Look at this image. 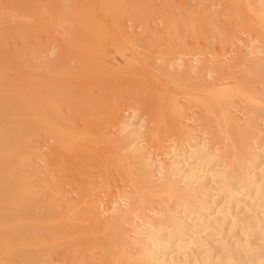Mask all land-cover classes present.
<instances>
[{
	"label": "bare ground",
	"instance_id": "obj_1",
	"mask_svg": "<svg viewBox=\"0 0 264 264\" xmlns=\"http://www.w3.org/2000/svg\"><path fill=\"white\" fill-rule=\"evenodd\" d=\"M174 1L0 0V264H264V211L261 214L258 211L247 212L238 217L230 210L233 208H230L232 201L242 196L243 191L249 188L259 190V186L255 185L259 174L255 167L264 152L259 154L254 146H247L250 144L244 137L250 138L251 131L255 132L253 130L259 123L253 120L264 110L254 109L257 113L255 117L251 116L253 119L248 123L252 130L247 129V134H244L241 132L243 126L236 123L227 108L228 103L234 104L235 100H227V104L222 101L228 99L225 95L231 96V92L211 88L212 94L207 98L190 94L191 101L202 110V118L198 116L206 125L200 121L201 125L214 126L215 134L212 135L215 138L212 136L211 139L215 142L228 137L229 141H224L228 143L227 147H231L230 151L233 148L235 152H241H237L238 155L224 163L226 167L222 168L218 163H214L217 166L210 163L218 161L216 155L232 157V153L226 154L225 150L229 151L226 146L219 154L211 151L212 143L204 139L199 140L202 141L200 146L198 142L190 143L195 138L191 134L194 128L188 127L182 120L188 113L178 98H172L169 112L159 110L154 104L155 73L159 70L165 75L167 72L161 65L154 64L155 59L151 57V46L162 39L163 30L158 31L161 36L152 32L149 20L158 12L159 3L170 8ZM245 1L255 9L256 20L264 23V3L259 0ZM61 11L73 18V22L71 17L68 20L72 24L68 25L67 36L54 37L51 33L49 38L42 37L45 31L51 32V16ZM109 14L111 18L107 19ZM162 16L169 35L177 36L183 44H187L183 39L188 31L195 38L217 37L224 43L232 39L231 32L237 23L251 26L250 21L243 18L236 23L218 25L206 9L189 12L179 20L171 11ZM46 18L48 21H45ZM126 18L141 23L142 31L138 35L125 33L123 24ZM263 31L261 26L260 37H263ZM55 43L58 50L52 58L40 61L41 55ZM131 43L144 49L150 47L151 56L147 55L144 62L135 61L138 54L134 51L136 57L128 55L131 60H124L122 65L117 66L116 62L112 65L107 61L106 47L109 44L125 57V48L128 44L132 47ZM148 57L150 60H147ZM245 59L241 56L243 62H246ZM70 60L73 65H69ZM203 66L204 62H200L197 67L199 74L194 77L192 74L196 83L187 77L190 67L181 72L190 82L184 83L191 85L184 84L186 88L195 84L201 89V86L207 85L200 74ZM249 70L253 75L247 71L248 75L256 76L264 83V57H256ZM244 78L246 76H242L246 81ZM239 84L233 88L236 89L235 95L239 92L240 95L245 94L250 89ZM248 92L253 93L251 89ZM132 100L141 102L152 115L154 125L149 137L155 142V149L163 153L172 149L170 164L164 158L158 160L163 177L161 185L153 182L155 167L153 158H149L153 154L146 157L145 147L142 153L139 148V138L147 136L145 139L150 141L148 135L140 126L134 128L132 123L122 120L121 114L133 105ZM247 100L250 102L251 99ZM209 120L211 123L215 120L218 127L222 125V129H215ZM167 131L175 134L178 141L175 148H165L164 133ZM121 132L125 136L119 138L118 133ZM49 141L51 143L47 145ZM129 152L136 156L134 163L130 161L132 156L128 159ZM187 153L195 158V165L188 166L185 162ZM174 154L180 158L177 159ZM262 161L264 164V158ZM131 162L133 166L137 165L133 168ZM206 165L212 168L205 169ZM133 173L139 177L136 179ZM207 175L219 183L215 188L217 194L224 193V197L231 202L230 206L227 204V209L221 206L214 209L205 198L212 189L207 186ZM113 176L136 179L130 196L133 206L124 207L127 208L124 210L121 208L114 216L102 218L96 201L97 189ZM237 183L242 184L235 187ZM66 184L78 191L74 201L65 198ZM171 194L176 195L179 210L167 203ZM152 196L164 205L159 224L151 216H143L141 223L131 225V229L126 227L129 222L132 223L128 217L131 210L137 207L144 211ZM259 206H264V203ZM135 216L137 219L138 215ZM230 220L234 229L241 224L249 229L251 235L259 234L263 243L253 242L248 237L249 233L228 243L222 233L225 223ZM165 229L168 231L163 233ZM210 233L220 235L221 255L215 256L207 238ZM191 244L205 249L203 257L197 255L193 260L189 256L190 261L176 255L178 253L172 255L174 250L171 248L174 246L182 250V246L187 248ZM95 246L100 249L97 256L92 254ZM57 255L61 258L56 259Z\"/></svg>",
	"mask_w": 264,
	"mask_h": 264
},
{
	"label": "rangeland",
	"instance_id": "obj_2",
	"mask_svg": "<svg viewBox=\"0 0 264 264\" xmlns=\"http://www.w3.org/2000/svg\"><path fill=\"white\" fill-rule=\"evenodd\" d=\"M61 1H64V0H61ZM259 1L261 3H264V0H259ZM203 9H206L207 11L212 13L213 19H214L215 23L218 25L219 24L227 25L228 22H235L236 23L240 18H243L245 20L250 21L251 26L245 27V26H243V24L237 23L236 26L234 27L233 31L231 32L232 39L228 40L224 43L217 37H215L214 39H211V38L206 39L203 36H200L199 38H195L194 34H192V32H190V31H188L186 33V37L183 39L184 43L186 42L187 44H183L182 40H179V38L177 36L174 35V37H171V35H169V31H168L169 28L164 25L165 20L162 19V17H163L162 15L168 14L169 11H171V14H174V18L179 20L181 18H184V16L189 12H192V11L201 12ZM231 10H233V12H232V14L230 13V15H229L228 12H230ZM254 10L255 9H253V7L247 5L245 0H201V2H199L198 0H175L174 4L170 8L164 3H159L158 12L156 14H154L149 20V24H150L149 28L151 27L150 29H152L151 30L152 32H156L161 36L160 32L163 30L162 31V33H163L162 39H160V41H157L156 43L152 44V46H151L154 48V49L152 48L153 51L150 49V47L148 49L147 48L144 49V47L138 46L137 44L136 45L134 44L135 45L134 46L131 43L132 47L128 44L127 48H125L126 50L129 48L130 50L129 49H128V51L125 50V57H124V55L120 54V52L118 53V51L114 45L109 44L106 47V52H108L107 57L109 58V56H110L109 59L107 58V61L109 60V63L112 65L116 64V63H117L116 64L117 66L120 64L122 65L124 60H129V59L131 60V58H129L130 56L132 57V55H134V58H135L136 53H134V51H136L138 54L137 55L138 57L135 59V61H138V59H139L140 61L144 62L147 58V55L151 56L149 51H148L150 49V52H152L151 57H153V59H155L154 64H157V66L161 65L162 67H164L166 69L165 72H167V74H165V75H162V73H160L159 70L156 72V73L159 72L158 74L155 73V77H154L155 82H154V88H153L154 104L156 105V107L159 110L169 112L172 109L171 108L172 107V103H171L172 98L174 96L176 98H178L180 100V102L186 106L185 111L188 113L187 117H185L182 120L183 121L185 120V124L188 127L194 128V130H192L193 133H191V134H193L195 136V138L193 140L190 139L191 140L190 143L193 144V142H194V144H196L198 142L197 145L200 143L198 145V146H200L202 141L199 142V140H203V139L208 140V143L210 142V143H212L211 145H213V146H211V147H213L211 149V151L215 150L214 152L217 151L219 154V152L220 153L224 152L223 151V150H225L224 147L228 144V143L226 144L225 141L227 140V142H228L229 139H228V137L226 140L223 139V141L225 140L224 142L222 140L218 141L219 139H216V141L214 142V140L211 139V137L213 136L212 134H215L213 132L214 126L213 127H211L210 125H209L210 127H208V125L205 126L206 124L204 123L203 119H199V116H201L200 114H202V110L196 103L191 101L190 94L197 95L198 97L201 96L203 98H207L209 94H212V92L210 91L211 88H213L214 90L216 88L226 89V91L231 92V96L225 95V97L228 99H224V100L222 99V101H225V103L227 104V102H226L227 100H228V102L235 100L234 104H232L233 102L231 104L228 103L230 109H229V107H227V108H228V110H230L232 112L231 116L235 117L236 123L238 122L241 124V126H243V131H241L242 133L247 134V129H249V130L251 129L250 126H249L250 128L248 127V123H251L250 119H253V117H255L254 114L257 113V112L254 113V109H257V110L259 109L260 112H261V110H264V94H263L264 93V83L262 82V80L260 78H258L256 76H250V74L248 75V73H247V71L248 72L250 71L249 69L251 68L252 63L255 61L256 57L257 58L258 57L259 58L264 57V42H263L264 31H263V37H260L258 35V33H260L261 26L264 27L263 26L264 23L258 22L256 20V14H255ZM61 12L60 13L57 12V14L54 13V16L53 15H52L53 17L51 16V19L53 21V24L51 26V32L45 31L42 37L49 38L51 33L53 34L54 37H66L67 36V30L69 29L68 25H69V27L71 26V24L73 22V18L71 17V15L69 13H65L63 11H61ZM65 15H67L68 18H67V16L65 17ZM109 16L111 18V15L109 14L107 16L108 17L107 19H109ZM69 19H71L72 22H70L71 20L68 21ZM45 21H48V19ZM123 26H124V31H126L125 33L128 34L129 36L133 35V34L138 35L140 33V31H142V25L140 22H135V21H132L128 18L125 19ZM257 29H259V31H257ZM159 30H160V32H158ZM113 48H114V50H113ZM133 48H135V49H133ZM137 49L139 51H137ZM57 50H58V47H57L56 43L53 45H50L49 48L47 49L46 53H43L39 60L40 61L41 60H48V59L52 58V56L54 55V53ZM145 50L147 52H145ZM115 51H116V53H115ZM139 52H140V55H139ZM111 54H113V55H111ZM145 54H146V57L144 59ZM261 54H262V57H261ZM128 55H130V56L128 57ZM256 55H258V56H256ZM120 56H123V57H120ZM164 56H166V57H164ZM241 56H244V58H246L245 59L246 62H243L241 60ZM162 57H163V59H162ZM125 58H127V59H125ZM202 58L205 59V61ZM251 58L252 59L254 58V61ZM147 60H150V58ZM200 62H204V66L202 69L203 71L202 70L200 71L201 72L200 74H202V76H201L202 80L204 82L202 80H201V82L207 83V85L204 84V86L206 85L208 87V88L206 87L207 90H209L208 93H206L207 90L205 89L204 86H201V89H202V87L204 88V89H202L203 91L200 89V87L198 85H195V84L193 86L196 88H194L193 86L191 88H189V87L186 88V86L190 85L189 84L190 82L188 81L186 76L184 77L185 74L184 75L181 74V72L183 70H185V68L190 67V68H188L189 70H188L187 75H189V76H187V77L188 78L190 77L193 80L191 82H194L195 78H193V77L196 76V74H199L197 72V67L200 64ZM73 63L74 62H72V60L69 61V65H73ZM216 63L218 64V66H216L217 65ZM116 65H114V66H116ZM178 65L179 66L182 65V66L179 67ZM215 66H216V68H215ZM155 67L156 66H154V68ZM219 67H221L222 70H220ZM164 68H163V71H164ZM155 69H157V68H155ZM179 69H181V70H179ZM194 72H196V73H194ZM249 73H251V72H249ZM174 74H175V76H174ZM192 74H193V77H192ZM242 76H244V77L246 76V79L244 78L246 81H244L242 79ZM197 77H198V75H197ZM247 77H248V79H247ZM190 78H189V80H191ZM184 81L189 82L188 83L189 85L187 83H184ZM194 83H196V82H194ZM244 83H245V85H248V86L246 87L244 85ZM184 84H186V86ZM191 84H193V83H191ZM238 84L242 85L245 89L250 88L251 91L253 92V93L250 92L252 94V96H250L251 94L248 92V90L250 91V89H248L247 93H245V94L241 93V95H240L239 94L240 92L238 91L239 93L235 92V93H237L235 95L234 91L236 89H233V88H237L236 85H238ZM197 86L199 87V89ZM204 90H206V92ZM233 94H234V97H233ZM242 94L244 95L245 98L242 96ZM254 96L257 98V100H256V98H255V100L253 99ZM260 96H262L263 99H261ZM189 97H190V100H189ZM232 97H233V99H232ZM239 97H242L243 100ZM258 97H260V98H258ZM193 98H194V96H192V99ZM247 99H251L253 101L250 100V102H249ZM131 102L133 105L132 106L130 105L129 108L125 109L126 111L124 110L122 112V114H121L122 120L129 122V123H132V126L134 125L133 126L134 128H138L140 126L141 129L143 128L142 131L145 133V135H148V137H149V134L151 132L150 129H153L151 127H153V125H154L152 122V115H149L148 111L145 109V107L142 105L141 102H136L134 100H132ZM246 106L249 109H247ZM262 106H263V108H262ZM257 110H255V111H257ZM263 112L260 113L261 115L260 114L257 115V118L253 120V121L256 120L255 123L256 124L259 123V125H256V129L253 130L255 132H252L251 131L252 129L250 130L251 133H250V131H248L250 133V135L252 134V136H250V138L244 137V139H247L249 141L250 145H247V146H254L256 152L257 153L260 152L259 154H262L264 152V115H262ZM172 115H174L173 112H172ZM251 116H253V117H251ZM201 118H202V116H201ZM200 121L203 122V124H205L204 125L205 127L203 125H201ZM209 124L215 125V129H219V128L222 129V125H219V127H218V124H216L215 120H213L212 123L209 120ZM244 124L246 125V129H244L245 128ZM250 125H253V124H250ZM253 128H255V127H253ZM244 130L246 131V133ZM214 131H216V130H214ZM173 133H174L173 131H167L166 133H164L165 135L163 134L164 137L166 136L165 137V146H166L165 148H167V149H168V147H174L175 148V146H177V144H178V141L175 138V134H173ZM118 136H119V138H122L125 136V133H123V132H121L120 134L118 133ZM146 137L147 136H145L144 138L140 137L139 138V144L140 145L139 144L138 145H139L141 153L144 152V150L142 148L145 147L146 157L147 156L149 157V155L153 154L151 157H149L150 159L153 158L152 163L154 162L153 166L155 167V168H153V170H154L153 182L156 185H161L160 183L162 182L163 177L161 174L162 171H161L160 167L157 165L158 160H161V159L164 160L165 159L166 160L165 162L170 164L172 162V159H173V158L171 159V157H170V150H172V149L166 150L165 153L158 152L157 149H155V142L151 141L152 139L150 137H149L150 141H148L147 139H145ZM209 139H211V141H213V142L209 141ZM247 140H245V143L247 142V144H248ZM185 142L187 144V141H185ZM50 143H51V141H49L47 143V145ZM223 144H224V146H223ZM227 149L229 151L225 150L227 152L226 154L232 153V157H231V155L227 156L224 154L225 155L224 156L225 158H224V157H222V154H221V156H220L221 159H220V157H219L220 154H219V155H216V156H218L217 158H219L218 161H215L213 163L209 162V163L211 165H213L214 163H218L219 167L223 168L225 164H227L232 158H234L236 156V154L238 155V153H241L238 151H237L238 153L235 152L236 150H234L233 148L230 151L231 147H227ZM166 152H168V154ZM177 154H174V156H176V158L178 159L180 157ZM128 155H129L128 159L133 157L132 159H130V161H132L133 163H134V161L137 160L136 158L134 159V157H136V156H132V153L129 152ZM263 156H264V154L261 155L262 158L259 157L261 159L257 160L258 164H256V167H255V171L257 173H259L256 176L257 179H255V181H256L255 185L257 187L259 186L258 187L259 190L257 189L258 191H256V189L251 187L252 189L249 188V190L243 191L244 194L242 196H238L234 201H232L233 206L232 205L230 206L231 202L229 203L227 198L224 197L225 196L224 193H222V195H220L221 193L217 194V192H216L217 190L215 188H217V186H218L217 184H219V183L212 181L211 179H209V177L207 175V177H208L207 186L212 187V189H209V190H211V193H210V191H208L209 195H205V198L207 197L206 199H208L207 201L210 203V206L213 207L214 209H217V207H220V206H221V208L225 209V207H226V209H227V207L229 205L230 208L233 207L230 209L231 212L234 213L235 215H237L238 217H241V216L247 214V212L252 213L253 211H258V213L261 214V211L262 210L264 211V206H262V207L259 206L262 202L264 203V172H263L264 171V164L261 163V161L264 158ZM186 157L187 158H186L185 162H187L188 166H191V165L193 166V164L194 165L196 164L195 158L190 153H187ZM223 158H224V160H223ZM219 160L221 161L220 163H219ZM132 162H131V164H132ZM136 165L134 164V166H136ZM134 166L132 164L133 168H134ZM215 166H217V164ZM225 167H226V165H225ZM208 168H212V166L206 165L205 169H208ZM135 169H137V168L135 167ZM169 170H170V168H169ZM260 171H262L263 173H261ZM134 172H136V170ZM136 173H133V174L135 175V177L137 179L139 177V175H137ZM136 179L135 178L132 179L131 177H129V179H128L127 177H124V176H118L116 178L113 176V177H110L108 181L103 182L98 187L97 193H96L97 194L96 201H97V205H98V210L100 211V213H102V214H100V216L102 218L114 216L115 214H117L118 210H120L121 208H122V210H124V209H127L124 207H129L132 205L130 203L131 202L130 196H131V193L133 194V192H131V191L134 190L133 188L135 186H133L134 185L133 182L135 183L134 180H136ZM97 181H100V177H97ZM239 184L237 183L235 187H240L242 183H239ZM64 188H65V193H66L65 196H67V197H65L66 200L69 199L71 201H74L76 199V197L78 196L77 189L75 187H71L67 184L65 185ZM246 188H244V189H246ZM208 192L206 194H208ZM156 198H157L156 196L151 197L150 203L144 207V211H141L137 207L135 209L131 210L128 217L130 220L132 219L131 220L132 223L130 224V222H129L126 225V227L130 228L131 225L133 226V224L141 223L143 220V216H151L152 218L155 219L154 222L157 224L159 222V220L162 218L161 212L163 210L164 205L160 199L158 200ZM176 198H177L176 195L174 196L173 194H171L170 198L167 200V203L172 208L179 210V206H177ZM226 201H228V202H226ZM66 205L68 207V204L65 203V207H66ZM214 205L216 208L214 207ZM221 210L222 209H220V211ZM135 215H138L137 219H136L137 216H135ZM223 229L224 230H223L222 235L224 236L225 240L228 241V243L229 242L233 243L237 237H243L244 234L248 235V233H249L248 237L251 238L253 242L259 243V244L263 243V239L258 236L259 234L251 235L249 229L245 228L244 226H241V224H238L234 229L232 227L231 220L227 221L225 223ZM166 230L168 231V229H165V231H163V233H166L167 232ZM207 238L209 239L210 244L214 248V250L213 249L212 250H213L215 256L221 255L223 253V250L221 249V246L219 244L220 235L217 233H210V235L207 236ZM181 245H183V244H181ZM182 247H181L182 250H180V249L177 250L178 248H176V246H174L173 248H171L172 250H174V252L172 251L173 254L172 253H170V254L175 255L176 253H178L176 255H178L180 257H183L186 259L189 258L188 260H190L192 257V259L194 260L195 256L197 257V255H198V257L201 258V256L204 255V253H205V249L201 246H198L197 244H191V246L189 245L187 248H185V247L182 248ZM128 249L129 248H127V250ZM175 249H176V252H175ZM99 250L100 249L98 246L93 247L92 248V254L94 256H97L96 254H98ZM130 251H133V250H130ZM187 251H190V252H187ZM179 253H180V255H179ZM189 256H191V257H189ZM60 258H61L60 255L56 256V259H60ZM183 258H181V259H183ZM192 259L190 261H192Z\"/></svg>",
	"mask_w": 264,
	"mask_h": 264
}]
</instances>
